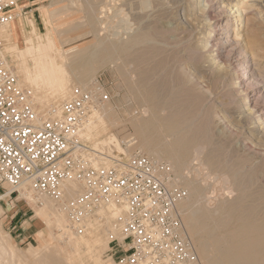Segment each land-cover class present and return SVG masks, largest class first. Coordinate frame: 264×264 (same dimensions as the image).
<instances>
[{
    "label": "bare ground",
    "instance_id": "1",
    "mask_svg": "<svg viewBox=\"0 0 264 264\" xmlns=\"http://www.w3.org/2000/svg\"><path fill=\"white\" fill-rule=\"evenodd\" d=\"M119 1L120 0H53L49 4L48 11L51 14V20L54 27L51 28L49 23L45 20V34L38 32V27L35 25L32 17L22 18L20 9L17 15V20L8 23L6 26L1 28L3 45L0 54L4 59L6 67L15 75L18 86L27 95L33 111L36 113L39 120L42 118L58 116L62 103L70 96L72 89L81 88L83 90H87L94 88L96 81H93L92 78L94 77L97 69L99 67L102 68L107 64H113L120 59L121 55H123L126 50H132V48L138 44L137 42L139 37H136L137 35H129L128 41L126 40V42L123 43L120 42L121 40H115V38L119 35L118 29L122 30L123 28L124 30H127L128 23L127 16L119 6L121 4H119ZM137 1L139 2L140 0ZM172 1H175L178 7H180L185 0ZM249 1L250 0H245L239 4L237 3L232 5L230 0H225L221 8L228 12L231 17H234L237 22L234 25V30L229 31L228 28L224 27V24L227 22L224 18L219 20V25L213 27L214 34L212 36H207L205 40L202 39L204 40L205 49L215 48L213 51H217L215 55L208 56V63H211L210 65L213 67H218L217 63L219 61L220 52H224L228 47H234L236 52H240L242 48L244 51L249 49L252 51L251 53L253 56H255L256 52H254L253 48V37L246 30V24L248 21L246 16L252 8L250 4L247 5V2ZM204 2L206 4L208 0H204ZM150 5L151 4L146 0L141 3L143 10L148 9ZM192 9H189L186 5H184L182 6L181 12L180 10L176 11L177 20L175 22L177 23V26H185L186 19L182 15L185 13L187 14V11H192ZM39 10L42 18H46V12H43L44 9L41 7ZM74 12L83 14V17L77 21H70ZM249 23L250 22H248V24ZM149 24L150 23H148V25ZM243 24L244 26H242ZM144 26L146 25H143V27ZM107 30L113 31V33L111 32L112 39H109V36L103 33ZM158 40H160V38ZM147 52H149V50ZM232 52L230 53L229 51L230 54H232ZM245 64H247V61H237L236 66L241 67L242 70H235V75H233L230 80L233 85L237 84L238 87L241 88L246 87V85L248 86L252 77L250 71L248 72V67H245ZM143 65L145 64L143 63ZM165 67L167 68V66ZM113 70L115 69L113 68ZM223 71L217 68V72L224 78H227L228 76L226 77ZM238 71L244 73L245 78H243V76L238 77L236 74ZM185 72L186 71H184V74H186ZM171 83L173 82L171 81ZM176 83L177 82L175 81V84ZM146 84V82H142V87L146 86ZM165 84H167V82ZM96 87L97 85H95V88ZM127 88L131 92V100L135 102L134 106L137 109L136 113H132L129 119L136 136L134 135L133 137L130 134H126L120 141L113 134L106 137L108 129L119 124L120 121L111 106L107 104L97 106L91 110L84 123L83 129L81 130V139L86 148L85 151L81 153V157L90 166L95 168L110 167L114 164L115 160H126L132 156L142 153L156 163L163 162V160H165L164 158L167 157L169 160L168 165L174 172V178L171 182V186H175L179 182L181 183V180L183 179V170L187 169L189 165L191 166L192 164L189 163L190 159L187 151L185 150L187 143L182 140H177L174 143H167L165 141L166 138L163 139L165 143H161L173 149V152L168 155L164 152L163 145L156 143L157 137L161 140V136L163 137L166 135L165 137H168L175 133L177 127L174 121L178 115V109L176 111L172 102H167V100L164 99L165 97L163 98L161 94H158V91H156V93L155 91L148 92L152 98L149 96L146 98V96L144 97L145 93L137 91V94H134L132 92L134 90L132 89L133 87L127 86ZM154 89L157 90V88ZM263 89L264 86H260L255 90H248V88L245 90L246 92L244 93V97L242 96L243 104L241 106L248 110V117L251 116L250 111L253 109L254 111L256 110V113L260 115V117H264V108L259 106L261 104L258 101ZM198 133L199 132H197V134ZM200 150L202 149H194V159H198L199 153L202 152ZM195 168H197V166ZM194 171L196 172V170ZM232 175L233 174H231V176ZM247 178L250 179L249 176H247ZM197 183L198 182L187 183L188 186L186 189L188 195L187 198L178 205V211L181 217H183L185 222L184 224H186V227L189 230L191 240L194 239L192 240L194 247L196 246L195 243L197 244L195 250L197 257L200 260V264H216L214 258L211 259L207 253L208 251H206L208 245L210 246V244L206 242H195V236L200 232L202 227L205 226L207 228L209 223L213 224L214 222H217L216 228L224 230L230 225V221L226 218V216H223V218L219 217L221 207L217 208L213 212L207 209L208 207L206 208L205 206H202L204 204H200L195 207L204 192L201 191V187ZM16 190L19 198L28 200L29 203L34 205L33 217L42 225L35 233V237L41 242V246H30L28 250L23 253L17 249L15 244L12 243L11 238L0 229V264H116L111 258H106L107 260H104L103 257H108L107 251L110 249L109 243L111 240H119L121 238L122 221L128 214V210L125 206L120 205L113 200L100 203L95 208H89V206H86L85 204L80 206L79 213L82 212V214L76 215L72 212L71 204L77 202V199L82 196L83 189L81 184L75 182H66L64 184L61 192L62 200L60 201H53L49 197L35 194L30 190L27 184H22ZM204 190L206 191V189ZM11 194L12 189L7 190L3 196H0V200L8 198ZM188 208L190 209V213H186L187 215L182 216L183 212L189 210ZM2 214L3 209L0 205V216ZM259 220L261 219H258V221ZM245 228V226L235 227L232 231L222 234L219 237L220 239L218 242L216 241L220 252H223L221 256H219V261L222 260V262H220L221 264H264L263 243H250V239L247 237L245 238V235L243 236V234L240 233V231ZM202 232H204V230ZM209 232L207 231V234H209ZM246 240L248 241L246 242Z\"/></svg>",
    "mask_w": 264,
    "mask_h": 264
},
{
    "label": "rangeland",
    "instance_id": "2",
    "mask_svg": "<svg viewBox=\"0 0 264 264\" xmlns=\"http://www.w3.org/2000/svg\"><path fill=\"white\" fill-rule=\"evenodd\" d=\"M52 1L53 0H43L39 5L36 6H42V9H44L43 12H46V18H42L39 9L34 15L28 13V9L21 13L22 18H33L35 25L38 27L37 30L39 33L45 34V20L47 23H49L51 28L54 27L51 20V14L48 11L49 4ZM146 1H148L152 6L150 5L148 9L144 10L141 7V3L144 2V0H140L139 2L137 0L119 1V4L121 3L119 6L127 16L128 23L127 30H124L123 28L122 30L118 29L119 35L116 37L117 39L115 38V40H121L120 42L123 43L126 42V40L128 41L129 35H137L136 37H139L137 42L138 44L133 47L134 49L132 48V50H126V52L121 55L120 59L113 64H107L108 66L105 65L102 68L99 67L92 78L93 81H99L102 84L104 91L109 97L107 103L105 104L111 106L114 109L115 114L120 121L119 124L108 129L106 137L113 134L120 141L126 134H130L133 137L135 135L134 129L132 124L129 122V119L132 113H136L137 109L134 106L135 102L131 100V92L127 86L133 87L132 89L134 90L132 92L134 94H137V91L145 93L144 97L146 96V98L147 96L152 98L148 92L155 91L156 93V91H158V94H161L163 98L165 97L164 99H166L167 102H172V105L176 111L178 109V115L174 121L177 127L175 133L168 136L169 138L165 137L166 135L163 137L161 136V140H159L157 137L156 143L162 144L164 152L166 155H168L173 152V149L161 143L164 142L163 139L166 138L165 141L167 143H174L177 140L186 142L187 145L185 150L187 151L190 159L189 163H192V167L189 165L187 168L189 170H183V179L181 180L182 182H179L176 186L184 189L187 192L186 188L188 186V182H198L197 184L201 187V191L204 192L200 197L201 200L199 199V202L195 205V207L197 205L204 204L202 206H205L206 208L208 207L207 209L212 212L221 207L219 217L223 218V216H226V218L230 221V225L224 230L216 228L217 222H214L215 224L209 223L210 226L208 225L207 228L205 226L202 227L198 234L203 235L200 236L197 234L198 236H195V242L209 243L210 246L208 245L206 251H208L207 253L210 258H214L215 263L219 264L222 262L221 259V261H219V256H221L223 253L220 252V249L217 245V242L220 239L219 237L225 232L232 231L235 229V227L237 228L238 226H245L246 228L242 229L240 233H242L243 236L245 235V238H249L250 243L252 244H257L258 242L261 244L263 243L264 253V117H260V115L256 113V110L254 111V109L250 111L251 116L248 117V110L241 106L243 104V97L247 88L248 90H255L260 86H264V0H250L247 2V5L250 4L252 8L249 10L251 13L248 12L246 16V18H248L246 30L253 37V48L254 52H256L255 56H253L251 53L252 51L249 49L244 51L242 48L240 52H236L234 47H228L224 52H220L219 56L221 58L219 57V61H221H218V67L216 68L210 65L211 63H208V56L215 55L217 51H213L215 48L205 49L204 40L207 38V36H212L214 34L213 27L219 25V20L224 18L227 21L225 23L226 25L224 24V27L228 28L229 31L234 30V25L237 22L235 21L234 17H231L228 12L221 8L225 0H208L206 4L204 0H185L180 7H178L175 1L172 0ZM230 1L232 2V5H234L237 3L239 4L242 1L244 2L245 0ZM184 5H186V7L189 9H193L192 11H187V14L185 13L182 15L186 19V24L185 26H180V28L175 22L177 20L176 11L180 10L181 12L182 6ZM22 8V5H18L16 9L17 12L19 13V9L22 10ZM72 15L73 16L71 17L70 21H77L83 17V14L76 12H74ZM15 20H17V18ZM248 22L250 23L248 24ZM148 23L150 24L148 25ZM143 25L146 26L143 27ZM242 26H244V24ZM111 32L113 33L112 30H107L103 33L108 35L109 39H112ZM157 38H160V40ZM156 40L160 42H157ZM146 50H149V52ZM229 51L230 53L233 51L232 54H230ZM240 60L247 61L245 67H248V72L250 71V74L252 75L250 80L251 82L248 83V86L246 85V87L242 88L238 87L237 84L233 85V83L230 82L233 75H235V70H242L241 67L236 66L237 61ZM142 62L145 65H143ZM165 66H167V68ZM113 68L115 70H113ZM217 68L222 71L224 69L223 72L225 73L226 77H228L224 78L222 75H220L217 72ZM184 71H186V74H184ZM236 74L238 77L243 76V78H245L244 73L240 71H238ZM171 81L173 83H171ZM175 81L177 82L176 84ZM142 82H146V86L142 87ZM166 82L167 84H165ZM154 88H157V90ZM258 101L261 104L259 106L264 108V89ZM197 132L199 133L197 134ZM195 148L202 149L200 150L202 152L199 153L198 159H194L195 155L193 151ZM164 159L165 160L160 163L168 165V158L166 157ZM196 166L197 168H195ZM194 170H196V172ZM231 174L233 175L231 176ZM172 175L174 178L173 170ZM247 176H249L250 179H248ZM204 189H206V191ZM7 190L9 189H0V196H3ZM0 205H2L5 209V212L0 216V229L11 238L12 243L15 244L17 249L25 253L30 246L40 247L41 242L35 237V233L39 228H41L42 225L33 217L34 205L29 203L28 200L19 198L17 193L11 194L8 198L1 199ZM7 206H10V211L7 210ZM16 213H18L17 216H15ZM183 213L182 216L189 214L190 209ZM14 216L15 218H13ZM12 218L13 220H11ZM181 218L184 224V219L183 217ZM258 219L261 220L258 221ZM15 226H17V229H14ZM184 226L186 231H188V236H190L186 224H184ZM203 230L204 232H202ZM206 230L208 232L210 231L209 234H207ZM245 230H247L249 233ZM116 240L118 239L111 240L109 243L110 249L107 251L108 257L104 256L103 259L107 260L111 258L112 261L117 264V258L113 254ZM247 241L248 240H246V242ZM195 245L197 246L196 243ZM197 262L200 264L199 258Z\"/></svg>",
    "mask_w": 264,
    "mask_h": 264
},
{
    "label": "built area",
    "instance_id": "3",
    "mask_svg": "<svg viewBox=\"0 0 264 264\" xmlns=\"http://www.w3.org/2000/svg\"><path fill=\"white\" fill-rule=\"evenodd\" d=\"M17 4L0 0V51L1 28L17 18ZM95 85L72 89L58 116L39 120L0 54V189L18 194L16 189L27 184L35 194L60 201L66 182L79 183L82 196L71 204L76 215L82 214V205L95 208L110 200L128 210L115 241L117 264H196L195 247L178 211L187 192L171 186L168 165L137 154L95 168L81 157L84 123L93 108L109 99L102 84Z\"/></svg>",
    "mask_w": 264,
    "mask_h": 264
},
{
    "label": "crops",
    "instance_id": "4",
    "mask_svg": "<svg viewBox=\"0 0 264 264\" xmlns=\"http://www.w3.org/2000/svg\"><path fill=\"white\" fill-rule=\"evenodd\" d=\"M43 0H18V5H22V10L25 11L28 9V13H31V15H34L38 9H40L42 6L40 7H36L37 5H39ZM2 206V205H1ZM3 213L5 212V209L3 208ZM7 210L10 211V206H7ZM18 213H16L15 216H17ZM15 216L13 218H15ZM34 216V213H33ZM13 218L11 220H13ZM14 229H17V226L14 227Z\"/></svg>",
    "mask_w": 264,
    "mask_h": 264
}]
</instances>
